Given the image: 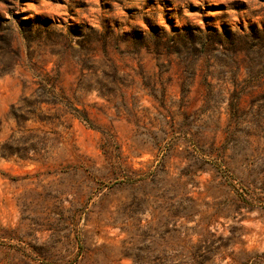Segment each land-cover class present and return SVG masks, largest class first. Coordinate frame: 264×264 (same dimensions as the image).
<instances>
[{
	"label": "rangeland",
	"instance_id": "obj_1",
	"mask_svg": "<svg viewBox=\"0 0 264 264\" xmlns=\"http://www.w3.org/2000/svg\"><path fill=\"white\" fill-rule=\"evenodd\" d=\"M0 264H264V0H0Z\"/></svg>",
	"mask_w": 264,
	"mask_h": 264
},
{
	"label": "trees",
	"instance_id": "obj_2",
	"mask_svg": "<svg viewBox=\"0 0 264 264\" xmlns=\"http://www.w3.org/2000/svg\"><path fill=\"white\" fill-rule=\"evenodd\" d=\"M35 75L34 77H37V80H34V83L39 87L42 96H36L35 98L33 94L28 96L27 91L28 89H32V87L25 82L23 94L17 102L11 104L7 117L21 120H43L40 114L41 107L38 105H41L46 97V99L52 101L51 103L53 105H62L65 111L72 113L90 127H97L89 111L85 107L79 108L68 94L60 70H55L53 72L41 71L39 74ZM32 100H34V102H32Z\"/></svg>",
	"mask_w": 264,
	"mask_h": 264
}]
</instances>
